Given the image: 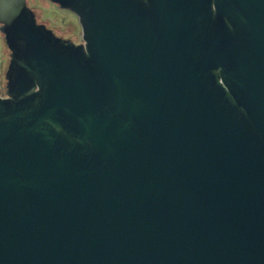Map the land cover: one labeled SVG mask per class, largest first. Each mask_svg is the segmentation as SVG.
I'll return each instance as SVG.
<instances>
[{
	"label": "water",
	"instance_id": "1",
	"mask_svg": "<svg viewBox=\"0 0 264 264\" xmlns=\"http://www.w3.org/2000/svg\"><path fill=\"white\" fill-rule=\"evenodd\" d=\"M51 1L83 42L0 0V264H264V0Z\"/></svg>",
	"mask_w": 264,
	"mask_h": 264
},
{
	"label": "rangeland",
	"instance_id": "2",
	"mask_svg": "<svg viewBox=\"0 0 264 264\" xmlns=\"http://www.w3.org/2000/svg\"><path fill=\"white\" fill-rule=\"evenodd\" d=\"M32 9H35L37 18L41 22H47L60 34L71 37L77 43L83 42V29L80 18L71 10L60 7L51 0H28ZM10 49L5 41L3 32H0V89L5 93L7 78L5 77L10 62Z\"/></svg>",
	"mask_w": 264,
	"mask_h": 264
},
{
	"label": "flooded vegetation",
	"instance_id": "3",
	"mask_svg": "<svg viewBox=\"0 0 264 264\" xmlns=\"http://www.w3.org/2000/svg\"><path fill=\"white\" fill-rule=\"evenodd\" d=\"M29 4V3H28ZM30 6V5H29ZM38 19V18H37ZM41 22V21H40ZM43 23H45V22H43ZM45 24H47V26L49 27V28H51L52 30H54L52 27H50L49 25H48V23L46 22ZM0 26H1V24H0ZM55 31V33L56 34H58V35H61V36H63V37H65V38H71V37H68V36H65V35H63V34H60L58 31H56V30H54ZM0 32H2V31H0ZM4 34V33H3ZM4 38H5V34H4ZM6 41V40H5ZM10 55V59H11V54H9ZM6 88V87H5ZM7 89V88H6ZM5 89V90H6ZM2 91V90H1ZM6 94V91H5V93H4V95ZM3 95V96H4Z\"/></svg>",
	"mask_w": 264,
	"mask_h": 264
}]
</instances>
